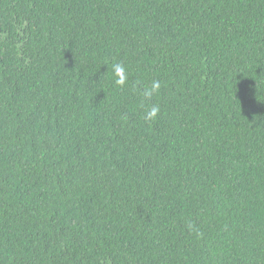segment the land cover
Wrapping results in <instances>:
<instances>
[{
	"label": "trees",
	"instance_id": "obj_1",
	"mask_svg": "<svg viewBox=\"0 0 264 264\" xmlns=\"http://www.w3.org/2000/svg\"><path fill=\"white\" fill-rule=\"evenodd\" d=\"M0 264H264V0H0Z\"/></svg>",
	"mask_w": 264,
	"mask_h": 264
},
{
	"label": "clouds",
	"instance_id": "obj_2",
	"mask_svg": "<svg viewBox=\"0 0 264 264\" xmlns=\"http://www.w3.org/2000/svg\"><path fill=\"white\" fill-rule=\"evenodd\" d=\"M112 71L115 76V83L118 86H123L127 81V72L125 67L122 64H115L113 65ZM159 82L154 81L150 89H146L144 95L147 97H150L154 92H157L159 90ZM159 112L158 107H153L148 113L146 118L151 120L154 119L157 116V113Z\"/></svg>",
	"mask_w": 264,
	"mask_h": 264
}]
</instances>
